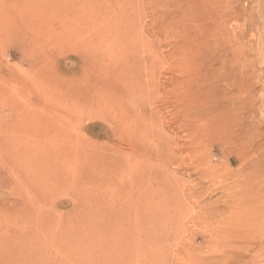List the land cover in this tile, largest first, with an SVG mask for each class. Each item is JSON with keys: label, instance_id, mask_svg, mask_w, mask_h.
Listing matches in <instances>:
<instances>
[{"label": "rangeland", "instance_id": "374dc122", "mask_svg": "<svg viewBox=\"0 0 264 264\" xmlns=\"http://www.w3.org/2000/svg\"><path fill=\"white\" fill-rule=\"evenodd\" d=\"M224 68L245 76L214 114ZM241 152L264 170V0H0V264H157L124 194L168 179L205 205L176 243L202 233L208 257L217 220L252 212L230 189L264 188ZM174 247L161 264L183 262ZM250 258L213 259L264 264Z\"/></svg>", "mask_w": 264, "mask_h": 264}, {"label": "bare ground", "instance_id": "6f19581e", "mask_svg": "<svg viewBox=\"0 0 264 264\" xmlns=\"http://www.w3.org/2000/svg\"><path fill=\"white\" fill-rule=\"evenodd\" d=\"M109 55L110 57H112V53H109ZM200 61L202 60L200 59ZM244 76V70L242 68L239 77L237 78L236 76L233 79L231 78V76H229V73L225 70V68L222 72H212L210 77H213V81L210 92L213 94V96L211 97L212 103L210 106L214 110V114L215 112H218V114L226 113L230 109L229 101L232 100L230 92L232 86L231 84L238 82V88L242 89L241 84H243L242 81ZM129 121L132 120H124V126L128 122L125 126L127 129H132L136 124H138L136 121ZM246 158V155H243V153L241 152L240 157H237L235 160L237 166H240L241 168V175L243 177L245 176V170H243L242 166H248L246 170L248 175L256 172L260 173L264 178V170L262 168L258 170H256L257 168H252L249 164L245 163ZM257 160L258 159H256V161ZM233 186L235 188L237 184ZM115 196L116 198H118L117 195ZM227 196L228 200L226 204L231 203L233 205L236 203V201H238L239 198H241L248 202L246 203L245 207L252 212H245L248 214H243V216L237 218H221L220 220H217V222L225 225L226 227L225 229H218L217 227L214 228L211 233L212 243L210 244L213 253L212 255L205 257L203 256L204 254L202 255L203 252H201V248L204 247L202 246V243L208 245V242L203 240V237L205 236H201L202 233H190L187 237V240H189L190 238L191 240L197 242L198 240H200V243L198 242L195 245H192L195 248H190V243L185 240L183 244L179 242L178 244L176 243V241H179L177 239L183 232L185 228L184 226H186L188 223H186V218H188V220L193 218L196 221L198 217L204 214L205 205L202 204L200 197L196 192H192L187 188L185 189L182 186V183H179V181L176 179H168L163 187L154 188L151 196L147 197V200L146 198L138 200L132 192L124 194L125 202H127L126 209H132L137 214H142V216L147 220L145 221L148 224L146 239L147 244L146 242H144V245H147V258H149L148 261H156L157 264H161L168 259V262H170L168 254H172L175 248L174 246H176L178 255H180L183 260L181 264H220L222 260L220 262L213 258L220 255L223 257V259L226 260L234 252V250L239 249L245 252L247 256L251 255L249 261L264 262V188H262V190L260 191H249L247 189H230L229 193H227ZM173 198H176L177 202ZM181 202H184V210L180 211L178 215H176L177 209L175 208V206L177 203ZM133 205L135 209L132 207ZM256 207L258 209H256ZM255 212H257L256 217H254L255 215H253V213ZM220 216V214H217L214 220H216ZM241 218L243 219L241 220ZM194 220H192L191 223L194 224ZM102 226H105L104 223L102 224ZM188 226L191 227V225ZM190 227L188 229L191 230ZM231 227L233 229V233H231V230L229 229ZM173 229L176 230L175 232L178 234V236L176 233H172L171 230ZM239 229H241L239 243L223 244V242L220 240L218 244H215L222 237L237 234ZM185 232L186 231L184 230L183 233ZM240 244L242 245V248L237 247L238 249H235V247L239 246ZM196 248V253L191 254L190 251H194L196 250Z\"/></svg>", "mask_w": 264, "mask_h": 264}]
</instances>
